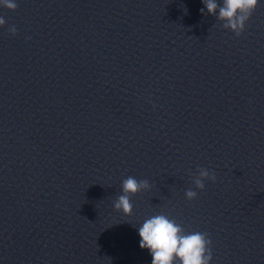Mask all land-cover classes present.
Wrapping results in <instances>:
<instances>
[{"label":"water","instance_id":"1","mask_svg":"<svg viewBox=\"0 0 264 264\" xmlns=\"http://www.w3.org/2000/svg\"><path fill=\"white\" fill-rule=\"evenodd\" d=\"M0 9V264H150L163 212L211 264H264V3L237 36L201 0ZM17 31H7L11 26ZM199 167L216 174L187 200ZM146 179L130 215L124 177Z\"/></svg>","mask_w":264,"mask_h":264},{"label":"clouds","instance_id":"2","mask_svg":"<svg viewBox=\"0 0 264 264\" xmlns=\"http://www.w3.org/2000/svg\"><path fill=\"white\" fill-rule=\"evenodd\" d=\"M203 14L215 15L222 21V27L239 36L245 28L258 3L264 0H201ZM17 0H0V9L15 10ZM5 20L0 15V26ZM15 34L13 25L7 29ZM216 174L209 168L199 167L192 177L193 187L185 189L187 200L197 197L196 190H203L205 181H215ZM151 184L146 179L138 180L134 176L124 177L120 182V194L113 200V208L123 215L132 213L131 197L142 190H149ZM136 227L139 237L138 246L146 249L151 256L150 264H211L212 251L207 233L201 231H185L180 223L163 212L149 215Z\"/></svg>","mask_w":264,"mask_h":264}]
</instances>
